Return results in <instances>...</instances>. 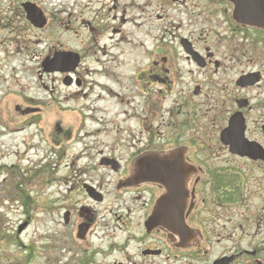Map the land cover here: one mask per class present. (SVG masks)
<instances>
[{"label": "flooded vegetation", "instance_id": "af4514ba", "mask_svg": "<svg viewBox=\"0 0 264 264\" xmlns=\"http://www.w3.org/2000/svg\"><path fill=\"white\" fill-rule=\"evenodd\" d=\"M154 1L173 31L161 44L147 34L142 64H119L127 21L118 0H73L83 14L100 10L67 22L39 0H16L7 20V70L8 46L18 55L20 41L44 43L30 30L54 39L43 73L58 53L79 61L71 72L58 65L48 73L66 100L84 102L66 130L55 127L57 149L66 143L61 160L69 149L85 156L54 204V242L70 253L66 264H264V28L240 21L233 0ZM29 7L42 15L36 23ZM176 7L184 26L175 23ZM103 11L106 22L97 24ZM62 28L79 47L61 48ZM17 109L22 118L41 113Z\"/></svg>", "mask_w": 264, "mask_h": 264}, {"label": "rangeland", "instance_id": "374dc122", "mask_svg": "<svg viewBox=\"0 0 264 264\" xmlns=\"http://www.w3.org/2000/svg\"><path fill=\"white\" fill-rule=\"evenodd\" d=\"M100 1L109 4L112 0ZM118 1L120 13H124L122 9L126 10L127 21L121 27L124 40L120 43L119 52L123 53V57L119 59V64H142L150 43L147 34H154L160 44L164 39L166 43L169 42L171 37L167 31H173L172 19L154 0ZM15 2L0 0V46L5 53L6 23L15 18L16 13L12 12L11 15ZM39 2L43 4L46 13L61 22H67L70 14L90 19L100 10L96 5L93 11L83 14L81 7H73V0ZM147 13L151 18L155 16L148 23ZM104 14L106 11L101 12L100 18L94 22L102 23L101 19L106 22ZM112 15L109 14V21ZM162 15V18H158ZM173 16H178L175 23L182 22L185 25L183 9L174 8ZM20 26L23 33L27 27L23 22ZM30 34L28 36L33 41L38 38L43 39L44 43L37 48H27L24 40L20 41L22 52L18 55L14 47L8 46L9 52L13 51L8 58V70L3 62L0 63V230L3 232L0 238V264H66L70 261V253L61 252L59 245L56 246L54 242L53 232L57 224L54 204L60 199V193L67 189L63 181L72 175L75 167L78 168L85 155L80 149H69L61 160L58 152L66 143L62 142L57 149L54 142L55 127L60 122L66 130L70 125L72 111L76 109V112H84L81 109L84 102L66 100L67 91L64 86L55 81L53 74L43 73L40 68L41 57L43 53L47 57L49 44L54 40L52 35L45 33L43 36L32 30ZM75 36L62 28L56 38L61 48H76L80 44ZM7 37L8 45H11L9 31ZM82 37L87 43L90 42L88 35ZM25 41L31 42V39L26 38ZM134 49L139 52L136 53ZM83 64L93 65L88 58ZM17 106L41 113L22 118L16 111ZM26 222L28 227L18 233L20 226Z\"/></svg>", "mask_w": 264, "mask_h": 264}, {"label": "water", "instance_id": "95a60500", "mask_svg": "<svg viewBox=\"0 0 264 264\" xmlns=\"http://www.w3.org/2000/svg\"><path fill=\"white\" fill-rule=\"evenodd\" d=\"M233 1H234V4H236L237 6L236 15L240 21L244 22L245 24L248 23L254 26L257 25V27L264 28V0H233ZM26 6H29V4ZM30 7L27 9L29 13L28 14L29 18L31 21L36 23L37 20H40L42 15L39 14L37 11H32ZM41 23L43 25L46 24L45 21L44 23L41 21ZM75 57L76 55H72L71 53L70 54L69 53H58L55 55L53 60L46 61L45 70L48 73H52L53 71H55V69H57L58 65H61V66L68 65V66H71L72 68L70 67L65 71L71 72L73 67H75L79 63L78 57H76V59ZM37 111L38 110L27 109L25 110L24 113L28 114V113L37 112ZM27 226L28 224L26 223L22 225L19 228V233H21Z\"/></svg>", "mask_w": 264, "mask_h": 264}, {"label": "trees", "instance_id": "16d2710c", "mask_svg": "<svg viewBox=\"0 0 264 264\" xmlns=\"http://www.w3.org/2000/svg\"><path fill=\"white\" fill-rule=\"evenodd\" d=\"M1 227V226H0ZM3 237L2 229L0 230V238Z\"/></svg>", "mask_w": 264, "mask_h": 264}]
</instances>
